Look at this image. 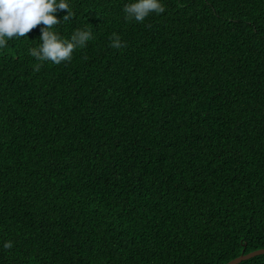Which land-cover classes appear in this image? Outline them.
Instances as JSON below:
<instances>
[{
  "label": "trees",
  "instance_id": "obj_1",
  "mask_svg": "<svg viewBox=\"0 0 264 264\" xmlns=\"http://www.w3.org/2000/svg\"><path fill=\"white\" fill-rule=\"evenodd\" d=\"M67 2L53 30L94 37L71 62L29 54L42 25L0 49V264L264 248V0H162L143 23L125 19L132 0Z\"/></svg>",
  "mask_w": 264,
  "mask_h": 264
},
{
  "label": "clouds",
  "instance_id": "obj_2",
  "mask_svg": "<svg viewBox=\"0 0 264 264\" xmlns=\"http://www.w3.org/2000/svg\"><path fill=\"white\" fill-rule=\"evenodd\" d=\"M166 10L162 0H132L124 5L125 19L129 22L143 23L152 14H162ZM58 11H66L63 21L72 19V12L67 0H0V49L7 47L8 39L22 38L30 33L36 26L42 25L40 45L29 48V54L40 62H51L59 65L71 62L73 53L77 48H84L92 40L90 29H76L70 39L64 38L53 29L61 23L57 17ZM113 49L127 47V42L121 40L117 33L109 37ZM87 59V57H83ZM42 64L34 66L36 72L40 71ZM12 241L3 244L4 249H10Z\"/></svg>",
  "mask_w": 264,
  "mask_h": 264
},
{
  "label": "water",
  "instance_id": "obj_3",
  "mask_svg": "<svg viewBox=\"0 0 264 264\" xmlns=\"http://www.w3.org/2000/svg\"><path fill=\"white\" fill-rule=\"evenodd\" d=\"M264 253V248L256 249L254 251L248 252V253H243L240 256L230 260L229 262L225 264H238L244 260H247L249 258H252L256 255L263 254Z\"/></svg>",
  "mask_w": 264,
  "mask_h": 264
}]
</instances>
